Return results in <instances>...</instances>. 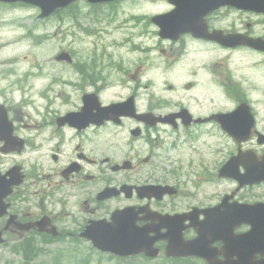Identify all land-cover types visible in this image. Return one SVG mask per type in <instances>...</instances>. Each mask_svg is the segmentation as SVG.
Instances as JSON below:
<instances>
[{"label": "flooded vegetation", "instance_id": "af4514ba", "mask_svg": "<svg viewBox=\"0 0 264 264\" xmlns=\"http://www.w3.org/2000/svg\"><path fill=\"white\" fill-rule=\"evenodd\" d=\"M235 13L236 19L230 16L229 20L232 23H228V27L215 28L214 24H209L210 29L221 30L225 35H241L264 40L263 16H256L247 12ZM253 19H261L262 30L260 32L255 30L259 23L253 22ZM213 45L225 53L242 52L241 55L243 56L259 58L261 63L258 65V78L261 82H264V55L253 52L246 47L226 50L216 44ZM233 56L242 58L236 54H233ZM219 71L218 77H222L221 70L219 69ZM232 76V71H229L226 75L228 79H231ZM222 90L228 97L221 101L230 103L232 107L227 103L216 102L204 114L199 113L194 116L190 113L191 121H196V123L186 128L180 127V130H182L181 135H184L186 141H194V138L202 130L214 133L221 130L214 117L230 114L235 111L237 106L249 102V92L239 90L240 95L235 98L237 94L235 89H232L226 83L222 84ZM262 95L264 103V92ZM160 110V107L156 105H147L140 108L137 113L164 117L169 114H179L185 109L181 110L180 108L167 113ZM261 110L264 111V107ZM8 111H11L10 114L7 113L8 119L13 125L12 136L23 142V150L20 153L0 154V173L5 174L13 167H20L24 174V180L20 186L12 189L0 206V230L8 254L15 255L16 259L21 256L24 261L22 264H32L35 261L33 255L42 243L48 244L51 249L40 252L41 264H51L53 259L60 258L64 254L63 249L70 241L82 242L79 237L91 222L108 220L113 211L133 207L136 208V212L141 210L139 208L146 207L149 211L161 216H178L180 225L183 228V242L201 238L203 235L214 239L211 244L212 251L209 254H216L217 260H223L225 248L229 246L232 247L228 250L229 254L236 252L240 256L250 253L248 246L241 243L244 237L250 233V226L246 219L238 214V210L242 207L264 205V186L261 184L239 188L238 185L232 184L233 187L225 192L224 199L226 201L220 204L212 203V201L216 195L214 189L217 188L215 182H217L218 171L229 160H239L247 152L255 155L258 162H261L264 157V120L260 119V112L258 114L254 110L251 111L255 123L249 141L238 144L228 137L230 142H224L226 146L220 151L209 142H196L191 151V158L195 162H191L187 153L184 152H178L175 156L176 159L173 158L171 154L172 151L177 152L176 145L171 144L169 141L159 142L157 136L164 138L165 135L162 132L165 128L164 125L158 124L148 127L136 120L124 119L119 124L117 131L130 135V150L126 154L120 153L118 150L112 152L110 148L102 147L109 141L104 133L107 127L115 126L113 123L114 126L106 124L100 128L89 127L80 131L72 130L75 135L69 140L59 141L64 148L70 145L68 148L69 153L64 160H61L60 155L63 152L55 149L56 154L51 155L54 166L49 170L52 178L50 176V180L46 181L45 186L34 188L27 183L23 163L17 161V156L23 154L27 144L26 139L20 135V128L24 126L18 124L20 119L13 109ZM182 125L178 121L177 126ZM66 129L71 130L68 127H60L55 130L64 131ZM133 129L138 131L135 138H133ZM89 132L93 134V142L90 141ZM206 136L209 137V133ZM139 137L142 138V141L133 143V139ZM2 149L3 143L0 142V153ZM219 154L221 163H218ZM156 163L162 166H156ZM186 163L189 164L186 165ZM145 167H148L147 171L143 170ZM113 168L118 170L113 171ZM91 169H93L92 172ZM199 170L201 173L205 172L206 174L203 181L198 178L201 175ZM209 170L212 171V175H209ZM239 172L244 174L242 168H239ZM124 187L129 188V190L122 192L121 190ZM141 187L170 189L160 200H148L138 197L136 188ZM108 189L113 190L112 193L119 194L115 197L98 200L100 194ZM109 204H115V207L113 209L107 207ZM139 216L141 218L145 217L141 213ZM230 217L234 219L230 240L224 242L214 236H208L211 231L209 228H213V224L217 220ZM198 223H202L205 228L195 227ZM144 224L150 223L142 220L138 225L142 226ZM260 228L264 231V221ZM52 229L55 230L57 236H52ZM217 231L222 235V229ZM166 233V228L158 232L161 236ZM166 246L167 243L164 241L155 245L159 250V254L164 253ZM255 258H260L259 254H256ZM168 261L170 262L167 264L187 262L207 264L197 256Z\"/></svg>", "mask_w": 264, "mask_h": 264}, {"label": "rangeland", "instance_id": "374dc122", "mask_svg": "<svg viewBox=\"0 0 264 264\" xmlns=\"http://www.w3.org/2000/svg\"><path fill=\"white\" fill-rule=\"evenodd\" d=\"M133 0H128L119 3L113 10H115L118 15L113 18L112 21L107 25V31L110 32V36L105 37L104 42L108 45H114L120 41H124L126 38H131L133 35V40H138L141 34H145L143 37L144 41L152 39L154 37V29L150 26L149 16L157 13L164 12L168 10L164 7L163 0H153V2H148L147 0H138L137 4L129 5ZM3 9V8H1ZM0 9V103H5L6 106H12L16 108H24L27 113L31 114L32 120L26 119V123H32L35 120V108L48 107L47 102L41 101L38 98L40 93L38 91L42 90L46 84L51 80L61 81L69 80L73 75V72L67 65L60 66L59 63L53 61L54 56L62 51L68 52L70 49L74 52L75 60L83 59L87 61V56L89 55V48L93 42L92 38L78 36L76 34L75 41L71 37L67 36V32L59 30L58 22L56 19L49 21H44L42 19H37L36 11L28 8L26 10H18L9 13V9ZM133 13L140 17L137 22L126 23V18L130 16L133 17ZM66 20H64L65 22ZM118 25L122 26V29H116ZM23 26V29H22ZM63 26L62 29H65ZM46 32L50 40L47 42L34 41L30 37L35 34H43ZM22 35V37H20ZM18 36L20 38H18ZM5 40V41H4ZM37 43V44H36ZM190 41H186L185 45L189 46ZM6 45H8L6 47ZM76 50V51H75ZM127 50V51H126ZM125 48H119L114 51V53L109 52V54L103 59L104 64L107 66L110 62H118L115 60L113 55L119 56V61L121 60L125 67L128 69L130 61L133 60V73L136 69L139 71L144 70L146 65L150 64L151 70L149 75L154 71L158 70L161 73L162 66H170L174 62V55L167 53L165 56H161L158 53L159 48H155L153 52L150 53V63H148V58H145L143 54L138 52L130 53ZM182 50V46L179 49V53ZM108 51H112L109 48ZM80 56L81 58H78ZM220 56V55H219ZM211 56H206L209 60ZM222 57V56H221ZM176 58V57H175ZM217 59V58H215ZM4 60H6L4 62ZM175 65H184L185 73L183 76L170 75L167 78H163L162 74L159 77L158 71L152 73L153 78L151 79L156 85V91L163 89V84L165 82V89L168 87V83H171L178 94H164L163 97L167 99L168 103L164 104V107H169L170 105L177 104L178 99L182 98L184 103H191L189 109L192 112H196L197 108L194 103V99H207L215 98L217 96L216 91H212L205 95L204 92H199L197 89L190 93H187L182 87L195 78H204L205 76H199L198 70L191 67L193 63L184 58L177 59ZM78 61V60H77ZM145 61L146 65L144 67H139V62ZM2 62V63H1ZM108 72V71H107ZM196 74L195 77L192 75ZM73 79V78H71ZM118 80L116 74L111 73L109 81L115 83ZM62 87L53 86L54 92ZM181 90V91H180ZM46 95V94H45ZM71 96L72 102H77L75 97L71 94V89L67 92V96ZM203 95V96H202ZM55 94H51V106L55 111L67 110L71 106L62 105L63 101L61 99H54ZM66 96V95H65ZM30 99L34 101V108L29 107V103L26 100L20 102V98ZM107 97L113 99L116 97L114 91H110ZM47 105V106H46ZM31 108V109H30ZM24 112V110H23ZM261 118L264 120V111H261ZM35 154H30L27 159H34ZM40 174L45 175L46 173L40 172ZM34 178L39 176L32 172ZM44 182V181H41ZM110 206V205H108ZM76 245H71L66 253L73 250ZM83 252L84 244L80 245ZM11 255L5 254L4 251L0 250V264H7V261L11 258ZM35 263H42L40 258H37ZM126 264H131L130 262H125ZM158 262H145L141 260H133L132 264H154ZM12 264H21L20 262Z\"/></svg>", "mask_w": 264, "mask_h": 264}, {"label": "water", "instance_id": "95a60500", "mask_svg": "<svg viewBox=\"0 0 264 264\" xmlns=\"http://www.w3.org/2000/svg\"><path fill=\"white\" fill-rule=\"evenodd\" d=\"M4 1H12V0H4ZM26 1L39 5L45 12H49L54 7L61 6L68 2V0H26ZM90 1H95V0H90Z\"/></svg>", "mask_w": 264, "mask_h": 264}, {"label": "bare ground", "instance_id": "6f19581e", "mask_svg": "<svg viewBox=\"0 0 264 264\" xmlns=\"http://www.w3.org/2000/svg\"><path fill=\"white\" fill-rule=\"evenodd\" d=\"M5 41V40H4ZM1 42V41H0ZM8 45H6V47H7ZM6 60H4V62H5ZM2 63V62H1Z\"/></svg>", "mask_w": 264, "mask_h": 264}]
</instances>
